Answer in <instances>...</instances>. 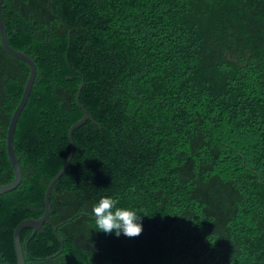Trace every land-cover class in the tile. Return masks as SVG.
Instances as JSON below:
<instances>
[{
  "label": "trees",
  "instance_id": "16d2710c",
  "mask_svg": "<svg viewBox=\"0 0 264 264\" xmlns=\"http://www.w3.org/2000/svg\"><path fill=\"white\" fill-rule=\"evenodd\" d=\"M1 13L37 74L14 134L22 181L0 196V264L44 214L83 83L90 118L47 221L28 245L21 233L26 264H264V0H4ZM29 74L0 38V186ZM103 197L141 217L140 236L100 232ZM56 227L63 250L46 260Z\"/></svg>",
  "mask_w": 264,
  "mask_h": 264
},
{
  "label": "water",
  "instance_id": "95a60500",
  "mask_svg": "<svg viewBox=\"0 0 264 264\" xmlns=\"http://www.w3.org/2000/svg\"><path fill=\"white\" fill-rule=\"evenodd\" d=\"M3 2H4V0H0V38H1L2 47L11 56L24 61L29 66L30 74H29V77L27 79L22 98H21L16 110L14 111V113L11 117L8 132H7V137L5 140L7 155H8L10 164H11L13 171H14V179L12 182L0 186V196L7 193V192H10V191L16 189L22 181V169H21V165H20V160L17 157L15 150H14V134H15L17 122L19 120V117H20L23 109L25 108V106L27 104V101L29 99L31 90H32L34 82H35L36 74H37V67H36L34 61L25 52L13 49L8 43L6 29H5V25H4V22L2 19V13H1ZM83 85H84V83L81 84L79 89H78L77 102H78V105L80 106V108L82 109L84 116L81 120H79L77 123H75L69 131L68 137H69V141H70L71 151H70V154H69V157H68L66 163L64 164L62 169L59 171V173L50 182V184L46 190L44 214L40 218L29 219V220L23 221L22 223H20L18 225V227L15 230L14 246H15L16 254H17V264H26V260H25V256H24V250H23V246L21 243V233L24 229H32L33 230V233L27 242V245H28L29 241L35 236V234L41 229V227L47 221V219L50 215V212H51L50 199H51L52 190H53L54 186L56 185V183L59 181V179L67 171V169L70 165V162L72 161V158L75 154L76 146H75V142L73 139V133L76 129H78L82 125H84L87 122V120H89V118H90L88 111L79 102L80 93H81V90L83 88ZM57 228L58 227H56L54 231L56 233L57 239L59 240V242L61 244V249L56 254L46 258V260L56 258L63 250V242H62V239L60 238V236L57 234ZM28 255H30V254L28 253ZM40 260H42V259H40Z\"/></svg>",
  "mask_w": 264,
  "mask_h": 264
},
{
  "label": "clouds",
  "instance_id": "9594fccd",
  "mask_svg": "<svg viewBox=\"0 0 264 264\" xmlns=\"http://www.w3.org/2000/svg\"><path fill=\"white\" fill-rule=\"evenodd\" d=\"M117 203L116 200L103 197L92 208V214L100 232L108 234L115 232L117 236L122 232L129 238L140 236L143 231L139 223L141 217H138L133 210L117 208Z\"/></svg>",
  "mask_w": 264,
  "mask_h": 264
}]
</instances>
